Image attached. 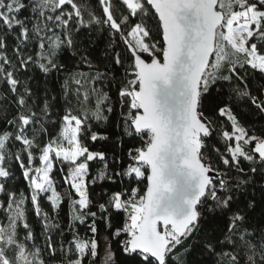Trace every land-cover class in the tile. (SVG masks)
Returning a JSON list of instances; mask_svg holds the SVG:
<instances>
[{
	"label": "snow or ice",
	"instance_id": "6c2138e0",
	"mask_svg": "<svg viewBox=\"0 0 264 264\" xmlns=\"http://www.w3.org/2000/svg\"><path fill=\"white\" fill-rule=\"evenodd\" d=\"M253 79L264 0H0V264H264V127L240 111L264 120ZM117 107L110 163L93 122Z\"/></svg>",
	"mask_w": 264,
	"mask_h": 264
},
{
	"label": "trees",
	"instance_id": "16d2710c",
	"mask_svg": "<svg viewBox=\"0 0 264 264\" xmlns=\"http://www.w3.org/2000/svg\"><path fill=\"white\" fill-rule=\"evenodd\" d=\"M91 2L93 3V5L95 4V0H91ZM105 44H106V37L101 35V34H97V46H96V51H95L94 55L102 57ZM31 75L33 77L32 81H31V85L37 91L42 93L44 87L47 86L50 89V91L52 92V94H58L59 93L60 84L57 82V78L55 75H53L49 79L47 85H45L44 79L41 76V74H39L38 70L33 71L31 73ZM262 84H264V80L253 79V81H252L253 90H256ZM113 95H114V93H113ZM53 103H54V107H53L54 112H57L58 110L62 109V102L54 101ZM119 111L120 110L117 107L114 110V112L109 115L108 121L106 123L93 122V131H96L100 135H104V136L108 137L107 141H98L96 143L95 147L98 150H103L106 152V154L109 157L110 163H111V157L113 155H115V156L121 155V148L119 146L121 140L123 139L125 142L127 140L126 137H122V132H121V129L119 126L120 120H121L120 115H119ZM240 111L242 113L241 119L245 124L250 125V122L253 121V119H254L256 129H260L261 127H264V120L260 119L259 117H255V118L251 117L250 115L247 114V112L243 108H241ZM100 167H102V165H95L93 168V172L95 173L98 170V168H100ZM19 183H20L21 187L24 186L22 180ZM101 184H105V182H101ZM106 186L118 187L119 186V180L117 179V185H111L110 183H108ZM94 187H96L97 192L100 191V187H98V186H94ZM140 187L142 190H146V189H144L143 184H141ZM59 190L61 192H66L67 186L60 187ZM44 207L47 211L51 212L47 203H45ZM70 214H71V210H70L69 205L67 203V198H65V202L62 205V208L59 212V217H58V222L61 224L62 227H65V229H66L67 224L69 223ZM123 219H124L123 216L118 217L114 221V225L117 227L120 226L123 223ZM28 220L32 224L35 233L38 236H40V234L42 232V222L35 216L34 213L31 212V206L30 205H29V212H28ZM211 226H213L211 223L205 225V227H211ZM77 230L81 233V235H84L86 233V225H81V224H79V222H77ZM102 236H105L108 240L107 233L104 231L103 225L101 224L100 243H101V237ZM66 239H70V236H66ZM42 240H43V237L40 236V242H42ZM101 248H102V243H101ZM101 248L99 251V259L102 261ZM117 249H118V246L115 245V243H113L114 254L116 256H119V252Z\"/></svg>",
	"mask_w": 264,
	"mask_h": 264
},
{
	"label": "rangeland",
	"instance_id": "374dc122",
	"mask_svg": "<svg viewBox=\"0 0 264 264\" xmlns=\"http://www.w3.org/2000/svg\"><path fill=\"white\" fill-rule=\"evenodd\" d=\"M101 243H102L101 257H102V260H103L104 255H105L104 249H105L106 246H107V238H106L105 236H102V237H101Z\"/></svg>",
	"mask_w": 264,
	"mask_h": 264
}]
</instances>
